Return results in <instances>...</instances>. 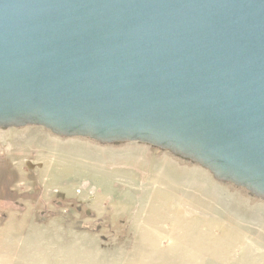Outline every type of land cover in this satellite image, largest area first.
<instances>
[{"label": "water", "instance_id": "water-1", "mask_svg": "<svg viewBox=\"0 0 264 264\" xmlns=\"http://www.w3.org/2000/svg\"><path fill=\"white\" fill-rule=\"evenodd\" d=\"M28 127L264 201V0H0V130Z\"/></svg>", "mask_w": 264, "mask_h": 264}, {"label": "rangeland", "instance_id": "rangeland-1", "mask_svg": "<svg viewBox=\"0 0 264 264\" xmlns=\"http://www.w3.org/2000/svg\"><path fill=\"white\" fill-rule=\"evenodd\" d=\"M0 264H264V201L150 146L13 130Z\"/></svg>", "mask_w": 264, "mask_h": 264}, {"label": "flooded vegetation", "instance_id": "flooded-vegetation-1", "mask_svg": "<svg viewBox=\"0 0 264 264\" xmlns=\"http://www.w3.org/2000/svg\"><path fill=\"white\" fill-rule=\"evenodd\" d=\"M10 131H13V130H0V134H7V133H9Z\"/></svg>", "mask_w": 264, "mask_h": 264}]
</instances>
